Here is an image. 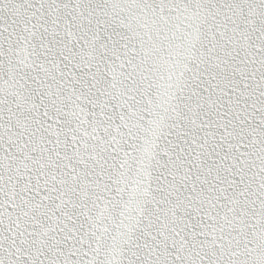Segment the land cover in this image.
<instances>
[{"label":"snow or ice","instance_id":"6c2138e0","mask_svg":"<svg viewBox=\"0 0 264 264\" xmlns=\"http://www.w3.org/2000/svg\"><path fill=\"white\" fill-rule=\"evenodd\" d=\"M0 264H264V0H0Z\"/></svg>","mask_w":264,"mask_h":264}]
</instances>
